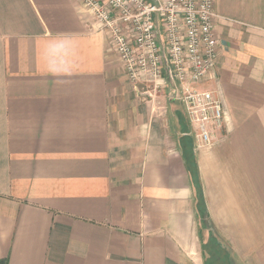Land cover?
Returning a JSON list of instances; mask_svg holds the SVG:
<instances>
[{"label": "crops", "instance_id": "crops-1", "mask_svg": "<svg viewBox=\"0 0 264 264\" xmlns=\"http://www.w3.org/2000/svg\"><path fill=\"white\" fill-rule=\"evenodd\" d=\"M214 13L225 122L197 148L78 0H0V264H264V0Z\"/></svg>", "mask_w": 264, "mask_h": 264}, {"label": "built area", "instance_id": "built-area-1", "mask_svg": "<svg viewBox=\"0 0 264 264\" xmlns=\"http://www.w3.org/2000/svg\"><path fill=\"white\" fill-rule=\"evenodd\" d=\"M111 40L132 88L152 97L170 84L197 148L222 131L223 105L198 85L218 55L214 0H78ZM168 83V84H167Z\"/></svg>", "mask_w": 264, "mask_h": 264}, {"label": "rangeland", "instance_id": "rangeland-1", "mask_svg": "<svg viewBox=\"0 0 264 264\" xmlns=\"http://www.w3.org/2000/svg\"><path fill=\"white\" fill-rule=\"evenodd\" d=\"M124 71V70H123ZM168 84V83H167ZM131 86V85H130ZM131 88H132V86H131ZM166 88V87H165ZM168 88V87H167ZM133 89V88H132ZM138 94H137V96H138V99H140L141 101L143 100V101H145V100H147V101H151V100H153L152 101V105L154 104V106H156L157 104H158V106H159V103H160V100L158 101V97H161L160 95H161V92L162 91H159V92H157L156 93V95H153L151 98L150 97H148V96H144V95H142L141 94V91H145V90H142V88H139L138 87ZM135 91V90H134ZM171 91V90H170ZM206 254V253H205ZM207 254H210L211 256H212V253H211V250H209V253L207 252ZM206 254V255H207ZM214 254H218V256H214V257H211V258H209V260H208V262H207V264H229L228 263V259L225 257V255L223 254V252H220L219 250H217V253H216V250H215V252H214Z\"/></svg>", "mask_w": 264, "mask_h": 264}, {"label": "trees", "instance_id": "trees-1", "mask_svg": "<svg viewBox=\"0 0 264 264\" xmlns=\"http://www.w3.org/2000/svg\"><path fill=\"white\" fill-rule=\"evenodd\" d=\"M190 163H191V158L187 159V165H189ZM194 170H195V168H194ZM197 197H198V201L201 202V203H203L202 196H201V192H200V187H199L198 184H197Z\"/></svg>", "mask_w": 264, "mask_h": 264}]
</instances>
